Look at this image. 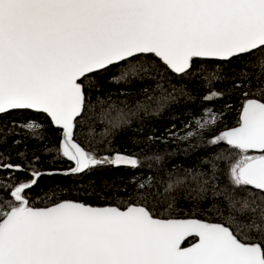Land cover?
I'll list each match as a JSON object with an SVG mask.
<instances>
[{
  "label": "snow or ice",
  "instance_id": "6c2138e0",
  "mask_svg": "<svg viewBox=\"0 0 264 264\" xmlns=\"http://www.w3.org/2000/svg\"><path fill=\"white\" fill-rule=\"evenodd\" d=\"M257 54L264 71V0H0V114H46L60 130L59 150L74 162L72 173L104 164L135 167L136 157L98 158L77 142L91 77L121 64L128 66L124 76L134 74L133 62L142 56L186 76L197 60L231 64ZM248 63L233 77L243 97L237 126L215 134L221 114L212 110L196 120L198 128L213 130L209 144H224L231 154L223 157L231 190L214 192L229 210L221 222L158 218L140 203L121 208L62 200L35 207L28 194L41 174L23 178L18 173L26 176V169L5 163L0 171L12 174L0 176V264H264V206L248 199L264 201V87L245 90L252 87ZM209 76L220 79L217 72ZM22 127L42 138L35 121ZM6 142L0 134V147ZM183 182L177 178L168 188ZM192 236L198 241L183 247Z\"/></svg>",
  "mask_w": 264,
  "mask_h": 264
},
{
  "label": "trees",
  "instance_id": "16d2710c",
  "mask_svg": "<svg viewBox=\"0 0 264 264\" xmlns=\"http://www.w3.org/2000/svg\"><path fill=\"white\" fill-rule=\"evenodd\" d=\"M245 60L249 63L244 71L252 83L251 89L245 90L255 92L264 87L259 54L233 60L231 64L197 60L193 72L186 76L166 70L158 58L142 56L133 62L134 74L124 76L128 66L121 64L91 77V82L85 84L86 109L80 118L77 142L98 158L117 153L136 157L135 167L104 164L84 173L64 171L73 162L60 153V130L46 114L34 110L0 114V134L7 137L0 147L3 153L0 165L20 164L27 170L26 176L18 173L23 178H30L34 170L41 174L28 194L33 206L67 198L120 207L140 203L163 218L221 222L229 210L223 194L214 192L221 193L226 187L231 190L228 161L223 159L231 154L224 151V144H209L213 130L198 128L196 120L206 110H212L221 114L215 134L237 126L243 97L241 89L233 87V77ZM212 72H217L220 79H211ZM211 92L222 95L206 100ZM30 121L41 125V139L31 138L22 127ZM189 132L193 135L189 136ZM217 156L222 158L215 160ZM211 162L216 163L214 180ZM11 174V170L0 171L3 177ZM177 178H183L184 182L169 189L168 185ZM248 199L252 206H264V201L258 198ZM217 207L222 209L223 216L216 211ZM233 214L239 222L248 223L243 216ZM194 239L188 237L184 243Z\"/></svg>",
  "mask_w": 264,
  "mask_h": 264
},
{
  "label": "water",
  "instance_id": "95a60500",
  "mask_svg": "<svg viewBox=\"0 0 264 264\" xmlns=\"http://www.w3.org/2000/svg\"><path fill=\"white\" fill-rule=\"evenodd\" d=\"M75 165H74V162H73V166L71 168H73ZM71 168H68L64 171L66 172H71ZM62 200H71V201H75V202H82V203H85V204H88V205H91V206H100V207H103V206H108V205H112V206H118V205H115V204H91V203H88V202H84L82 200H78V199H71V198H67V199H62ZM60 200V201H62ZM60 201H57V202H54V203H58ZM54 203H51V204H48V205H44V206H35V207H46V206H51L52 204ZM121 208H124V207H121ZM158 218H163V217H159L157 216ZM175 219H198V218H175ZM212 223H219V222H212ZM195 237V236H194ZM198 241V238L195 237V240L192 241L191 243H188V244H185L184 241L182 242V246L183 247H190L192 244L196 243Z\"/></svg>",
  "mask_w": 264,
  "mask_h": 264
},
{
  "label": "rangeland",
  "instance_id": "374dc122",
  "mask_svg": "<svg viewBox=\"0 0 264 264\" xmlns=\"http://www.w3.org/2000/svg\"><path fill=\"white\" fill-rule=\"evenodd\" d=\"M223 130H225V129H222L221 131H223ZM218 134H219V133H218ZM250 154H255V153H250ZM123 155H124V154H123ZM107 157H108V156H107ZM194 240H195V239H194ZM194 240H193V241H194ZM191 242H192V241H191ZM191 242H190V243H191Z\"/></svg>",
  "mask_w": 264,
  "mask_h": 264
}]
</instances>
